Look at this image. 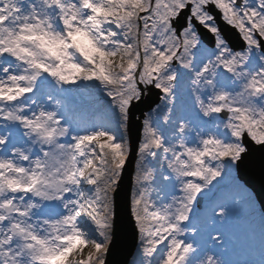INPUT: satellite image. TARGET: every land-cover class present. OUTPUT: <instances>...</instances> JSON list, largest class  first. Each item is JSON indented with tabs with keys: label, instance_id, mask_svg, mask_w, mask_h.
I'll return each instance as SVG.
<instances>
[{
	"label": "snow or ice",
	"instance_id": "1",
	"mask_svg": "<svg viewBox=\"0 0 264 264\" xmlns=\"http://www.w3.org/2000/svg\"><path fill=\"white\" fill-rule=\"evenodd\" d=\"M217 14L239 33L242 49L230 47ZM253 53L260 63L250 70ZM6 57L17 63L13 71L0 67V264H107L133 152L129 211L144 264L165 242L159 264H189L199 246L188 237L201 229L227 225L238 252L251 243L247 184L233 170L250 151L246 140L264 149V0H0V64ZM221 68L237 87L217 84ZM47 79L59 95L47 92L41 102ZM92 81L110 101L95 127L67 116L68 86ZM153 89L158 101L143 113L134 145L131 109ZM186 93L209 129L174 115ZM158 155L160 179L177 182L167 201L149 191L161 192L151 163ZM259 218L264 238V209ZM210 239L224 245L225 233ZM202 264L224 262L208 253Z\"/></svg>",
	"mask_w": 264,
	"mask_h": 264
},
{
	"label": "rangeland",
	"instance_id": "2",
	"mask_svg": "<svg viewBox=\"0 0 264 264\" xmlns=\"http://www.w3.org/2000/svg\"><path fill=\"white\" fill-rule=\"evenodd\" d=\"M258 56L256 53H253L247 63V67L251 69H255L259 65ZM189 74L181 71V77L187 79ZM232 76L228 74L222 68L218 70L217 76V84L220 86L225 87L226 89H233L238 86V84L231 83ZM92 82L87 84H77L68 86L66 90V96L69 101L70 110L67 113V116H75L79 114L82 119L87 120L93 127L97 124L103 125L104 124V117L102 110H99V107H93L90 105L88 99L86 97H82L83 93L81 91L82 88H87L90 92L89 85ZM101 90V89H100ZM47 92H51L53 95H59V91L56 88L55 83L51 79L42 80L41 81V91L37 94V99L43 102L44 95ZM103 97L106 100H109L103 94V91H100ZM29 95V94H26ZM103 99L100 100V102ZM25 104H29L30 102L27 101L26 98L22 100ZM185 107L184 109L174 115H178L179 118H182L186 121H189L192 125L197 127L203 125L205 129L210 128V122L205 120V118L201 115L195 103L191 99V95L186 93L184 97ZM47 107H51V105H47ZM65 115V113H64ZM164 128V134L167 137L170 132L174 131V125L169 124L167 126H162ZM15 129H13L14 132ZM220 135H226V130H219L217 129ZM190 135V134H189ZM20 133L19 135L14 138V142H19ZM159 164H160V156L158 155L156 159L152 162L153 167L157 169L156 171V180L155 186L161 189V192L152 191L150 188L149 191L152 193L153 198L160 197V199L167 201L172 193L176 191L177 182L175 180H170L168 182H164L160 179V171H159ZM166 171V169H165ZM233 174H236V168L233 170ZM244 195L247 197V207L250 212L254 214L250 217L252 228L254 232L252 233V240L251 243L247 246V248L243 252H238L237 248L232 244L230 239L228 238L227 233L229 232V228L227 225L224 226H217L212 227L207 230L201 229L197 232L195 236L188 237L196 242L199 246L198 251H196L189 262H195V264H202L205 259L206 254L214 253L218 258H221L224 264H240L241 262L247 261V264H264V238L261 235V227H260V218H259V210L261 207L256 200V197L252 190L248 187H244L241 185ZM160 199L157 200V203L160 202ZM47 214V213H45ZM195 218V214H194ZM84 221H87L85 218ZM222 230L225 233V243L224 245H218L215 242L211 241L210 233L212 231ZM89 232V230H88ZM89 235L94 236L89 233ZM166 248V242L164 245L160 246V249L153 254L150 258V264H159L160 259L163 257L164 250ZM139 264H144V257L142 256L141 261Z\"/></svg>",
	"mask_w": 264,
	"mask_h": 264
},
{
	"label": "water",
	"instance_id": "3",
	"mask_svg": "<svg viewBox=\"0 0 264 264\" xmlns=\"http://www.w3.org/2000/svg\"><path fill=\"white\" fill-rule=\"evenodd\" d=\"M217 22L223 29L228 43L233 50L242 49L244 43L239 33L219 20ZM202 38L209 47L214 46L207 29L201 27ZM160 93L153 89L143 102L131 109L130 130L133 144L139 142L142 127L143 113L158 101ZM249 146V153L245 154L236 167V173L254 193L261 209H264V149L256 148L250 140L245 141ZM135 172V153L133 152L117 192V215L112 230V243L107 256V264H131L140 248L137 232L130 215V198L133 191V177Z\"/></svg>",
	"mask_w": 264,
	"mask_h": 264
},
{
	"label": "bare ground",
	"instance_id": "4",
	"mask_svg": "<svg viewBox=\"0 0 264 264\" xmlns=\"http://www.w3.org/2000/svg\"><path fill=\"white\" fill-rule=\"evenodd\" d=\"M16 63H17V62L14 60V58L6 57V58H4L3 63L0 64V67H3L4 65H10L11 67H10L9 70H10V71H13V70H15V65H16ZM181 71H182V70H181ZM32 96H33V94H29V95H26V96L23 97V98H26L27 101L30 102V98H31ZM23 98H21V99L23 100ZM61 115H64V112H63V111H61ZM18 135H19V131L15 129L14 138H16ZM153 161H154V160H153ZM153 161H152V162H153ZM152 162H151V163H152ZM49 207H52V205H50ZM56 207L58 208L59 205H56ZM44 214H45V213H44ZM45 215H46V214H45ZM83 219H84V218L81 217V225H82V227H84L85 229L89 230V233L95 236L96 233L92 230V226H91L90 222H89V221H84ZM139 249H140V248H139ZM139 249H138V252L136 253V255L134 256V258H133L131 264H139V263H140L141 258H142V254H141V252L139 251ZM54 264H55V262H54Z\"/></svg>",
	"mask_w": 264,
	"mask_h": 264
},
{
	"label": "trees",
	"instance_id": "5",
	"mask_svg": "<svg viewBox=\"0 0 264 264\" xmlns=\"http://www.w3.org/2000/svg\"><path fill=\"white\" fill-rule=\"evenodd\" d=\"M90 92L93 93L97 99L99 110H102V112L108 111V106L110 104L109 100H106L103 95L101 94L100 85L97 81H92V83L89 85ZM103 99L101 102L100 100Z\"/></svg>",
	"mask_w": 264,
	"mask_h": 264
}]
</instances>
